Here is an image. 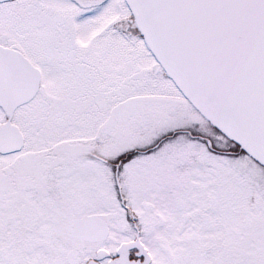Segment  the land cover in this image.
Masks as SVG:
<instances>
[{
    "label": "snow or ice",
    "instance_id": "obj_1",
    "mask_svg": "<svg viewBox=\"0 0 264 264\" xmlns=\"http://www.w3.org/2000/svg\"><path fill=\"white\" fill-rule=\"evenodd\" d=\"M0 264H264V0H0Z\"/></svg>",
    "mask_w": 264,
    "mask_h": 264
}]
</instances>
